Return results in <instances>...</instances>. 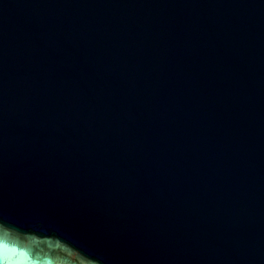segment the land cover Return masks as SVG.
<instances>
[{
  "label": "water",
  "instance_id": "obj_1",
  "mask_svg": "<svg viewBox=\"0 0 264 264\" xmlns=\"http://www.w3.org/2000/svg\"><path fill=\"white\" fill-rule=\"evenodd\" d=\"M0 264H264V0H0Z\"/></svg>",
  "mask_w": 264,
  "mask_h": 264
}]
</instances>
